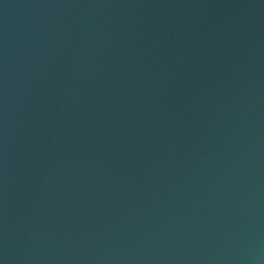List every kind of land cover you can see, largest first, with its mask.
<instances>
[{
  "label": "water",
  "instance_id": "water-1",
  "mask_svg": "<svg viewBox=\"0 0 264 264\" xmlns=\"http://www.w3.org/2000/svg\"><path fill=\"white\" fill-rule=\"evenodd\" d=\"M0 264H264V0H0Z\"/></svg>",
  "mask_w": 264,
  "mask_h": 264
}]
</instances>
